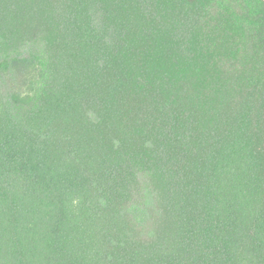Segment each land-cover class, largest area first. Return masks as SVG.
<instances>
[{
    "label": "trees",
    "instance_id": "trees-1",
    "mask_svg": "<svg viewBox=\"0 0 264 264\" xmlns=\"http://www.w3.org/2000/svg\"><path fill=\"white\" fill-rule=\"evenodd\" d=\"M0 264H264V1L0 0Z\"/></svg>",
    "mask_w": 264,
    "mask_h": 264
},
{
    "label": "water",
    "instance_id": "water-1",
    "mask_svg": "<svg viewBox=\"0 0 264 264\" xmlns=\"http://www.w3.org/2000/svg\"><path fill=\"white\" fill-rule=\"evenodd\" d=\"M264 1V0H263Z\"/></svg>",
    "mask_w": 264,
    "mask_h": 264
}]
</instances>
